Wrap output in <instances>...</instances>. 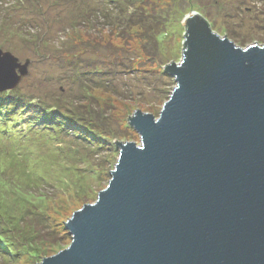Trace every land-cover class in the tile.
I'll return each instance as SVG.
<instances>
[{
  "label": "water",
  "instance_id": "1",
  "mask_svg": "<svg viewBox=\"0 0 264 264\" xmlns=\"http://www.w3.org/2000/svg\"><path fill=\"white\" fill-rule=\"evenodd\" d=\"M160 115L127 121L107 188L65 222L71 244L37 264H264V45L237 47L197 12ZM185 36V34H184ZM0 50V92L28 73Z\"/></svg>",
  "mask_w": 264,
  "mask_h": 264
},
{
  "label": "rangeland",
  "instance_id": "2",
  "mask_svg": "<svg viewBox=\"0 0 264 264\" xmlns=\"http://www.w3.org/2000/svg\"><path fill=\"white\" fill-rule=\"evenodd\" d=\"M150 2L166 17L175 7L194 6L208 16L213 32L237 47L246 49L254 41L264 45V0ZM100 5L97 0H0V50L10 52L21 64L30 61L19 85L7 91L11 92L7 100L14 98L20 104L17 121L12 117L10 124V130L19 135L11 133L9 141L0 138V230L22 251L11 255L0 248V264L41 263L70 246L65 222L107 188L119 158L114 140L140 143L139 134L128 125V115L134 116L138 109L158 118L176 86L174 78L167 77L171 93L157 103L158 77L143 69L119 73L120 63L104 66L102 57L117 52L123 59L138 56L140 68H162L160 62L172 60L180 63L185 16L180 21L183 30L178 45L172 37L163 39L162 52L154 56L150 44L146 47L139 39L124 42L108 29H94L95 22L86 19L102 11ZM89 36L104 42L99 53L92 49L87 57L105 71L95 74V81L87 85L76 78L75 70L88 69V63L70 64L69 60L81 56L78 42ZM109 36L118 47L107 42ZM37 109L48 110L50 117L38 118L30 127L28 119L34 118ZM68 124L75 130L84 124L95 129L76 136ZM0 128L8 129L6 125Z\"/></svg>",
  "mask_w": 264,
  "mask_h": 264
},
{
  "label": "trees",
  "instance_id": "3",
  "mask_svg": "<svg viewBox=\"0 0 264 264\" xmlns=\"http://www.w3.org/2000/svg\"><path fill=\"white\" fill-rule=\"evenodd\" d=\"M23 1V0H20ZM30 1V0H27ZM101 3L100 7L103 8L102 11L97 12L96 16L89 17L86 20L89 22L91 19L94 23V29H100L103 32L105 30L110 31V35L113 37H116L115 39L121 40V41H128L129 39H139L143 42V44L147 47V44H150V48L152 49L154 56H158L159 52L161 51V43L163 39H166L168 37H172L173 43L178 45L179 43V37L182 34V25L180 23L181 19L189 14V11H195L194 6H188L184 8L177 9L176 7L172 9L170 13L166 16H163L162 13L160 14L156 10V6H152L150 0H97V2ZM173 12V14H172ZM197 12V11H195ZM199 16L208 23L210 29L213 31L211 27L210 21L207 19L208 16L202 15L200 12H197ZM92 22V23H93ZM101 25V26H100ZM185 37L183 36V46L185 43L186 33H187V27L185 26ZM88 33L87 31H85ZM137 33V34H135ZM139 33V34H138ZM111 36L108 38V43L114 48L118 47L117 44H115V41H112ZM91 37V38H90ZM82 45L80 47V55L76 54L73 55L69 62L70 64H73L75 62H82L85 61L88 63V69H76L75 70V76L76 78H80V81L82 83H88L92 80L91 83L95 81V74H101L105 71L104 68H97L96 65H92V60H89L87 57L89 54V51L94 49L96 53H99L101 46H104V42L100 40H96L95 36H89L88 39H81L78 42ZM77 44V46L79 45ZM79 45V46H81ZM101 45V46H100ZM100 47V48H98ZM110 46L107 45L105 49H109ZM85 56V58H84ZM122 55H119V53H111L109 57H102V62L104 66L107 65H113V63H120L119 65H122V68L118 70L119 73H129L130 71H140L141 69L148 71L149 73H153V76L158 77L159 80V86L155 89L154 92L157 93L156 102H163L168 99V95H170L169 91V81L167 77H170V75L165 70V67L173 64H169V62H160L162 68H140L138 62H136L137 59H140L138 56L136 57H126L125 59L120 58ZM84 59V60H81ZM104 59V60H103ZM113 59V60H111ZM142 62V60H141ZM140 62V63H141ZM77 68V67H76ZM109 70V69H107ZM114 74H117L118 72L113 71ZM77 78V79H78ZM104 84L109 85L107 82H104ZM108 87V86H105ZM163 87V88H162ZM166 89V90H165ZM11 92H0V126L6 125L8 129L3 130V128H0V138L3 140H8L10 138L11 133L12 137L18 136L17 130H10V124L12 123V117H14V121H17V108L19 105L15 104L16 99L7 100V95ZM153 96V95H152ZM18 102V101H16ZM15 104V105H14ZM28 107V106H25ZM153 110V107L150 106ZM21 108V107H20ZM47 109V108H46ZM46 109H37L33 113V119H28V126L32 127L34 121L38 120V118H44L47 119L50 117L48 114V110ZM9 115V119L7 120ZM6 117V118H5ZM31 118V114H30ZM6 120V121H4ZM48 120V119H47ZM49 123H46L45 125L48 126ZM68 124V130L74 132L76 136H79L80 132H85L87 135L88 131H93L95 128L89 126V125H79L77 130H75L73 127L70 128ZM91 125V124H90ZM130 126V119L129 124ZM66 126V124H65ZM83 127V128H80ZM131 127V126H130ZM132 128V127H131ZM44 129H47V127H44ZM83 129V130H80ZM12 131V132H10ZM7 132V134H5ZM11 139V138H10ZM0 141L3 143V141ZM9 141V140H8ZM12 141V140H11ZM35 172V171H34ZM3 232L0 230V248L8 251L7 253H10L11 255L18 254L20 255L21 249L17 248V244L13 240H9L6 235L2 236ZM19 252V253H17ZM31 256L33 255L32 252L29 253ZM6 256V255H5Z\"/></svg>",
  "mask_w": 264,
  "mask_h": 264
}]
</instances>
